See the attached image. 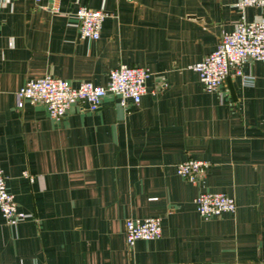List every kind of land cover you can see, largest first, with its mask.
I'll return each mask as SVG.
<instances>
[{"label":"crops","instance_id":"crops-1","mask_svg":"<svg viewBox=\"0 0 264 264\" xmlns=\"http://www.w3.org/2000/svg\"><path fill=\"white\" fill-rule=\"evenodd\" d=\"M8 0L0 4V169L26 218L0 213V264H264V61L203 90L190 65L211 52L241 15L237 0ZM78 6L105 16L80 39ZM119 64L146 68L145 93L124 106L105 94L94 111L71 105L51 119L40 104L15 105L28 79L76 86L106 82ZM207 163L197 182L176 163ZM221 192L232 213L202 218L193 199ZM156 216L161 235L123 239L128 217Z\"/></svg>","mask_w":264,"mask_h":264},{"label":"built area","instance_id":"built-area-1","mask_svg":"<svg viewBox=\"0 0 264 264\" xmlns=\"http://www.w3.org/2000/svg\"><path fill=\"white\" fill-rule=\"evenodd\" d=\"M8 0H0V4ZM35 2L39 0H34ZM235 8L242 11L247 6L259 8V14L251 21L240 15L229 32H221L215 48L199 61L190 65L197 72L204 91L213 92L222 86L228 76L237 77L242 86L251 85L254 77L242 71L247 60L264 61V0H237ZM50 10L56 12L53 0ZM105 13L101 9L78 6L73 12L80 39L95 40L99 36ZM146 68L137 65L119 64L107 72L106 82L96 85L81 81L72 86L68 81L44 75L26 80L15 92V105L23 103L42 105L51 119L61 118L71 105H84L87 110L98 108L102 97L110 93L124 106L127 101L138 104L145 93ZM207 163L198 159H186L175 164V173L187 182H197ZM196 212L202 218L219 216L235 210L233 197L221 192L199 191L193 199ZM0 213L6 223L14 224L27 214L18 211L13 195L7 190L0 169ZM161 228L156 216L128 217L123 223V239L131 249L136 240L159 238Z\"/></svg>","mask_w":264,"mask_h":264},{"label":"water","instance_id":"water-1","mask_svg":"<svg viewBox=\"0 0 264 264\" xmlns=\"http://www.w3.org/2000/svg\"><path fill=\"white\" fill-rule=\"evenodd\" d=\"M225 80L227 81V84L229 85L230 93L233 95V90H232V87H231V85H230V83H229V77L227 76V77L225 78Z\"/></svg>","mask_w":264,"mask_h":264}]
</instances>
